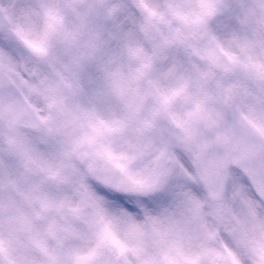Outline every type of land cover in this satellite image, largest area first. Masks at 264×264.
I'll use <instances>...</instances> for the list:
<instances>
[{
    "label": "rangeland",
    "instance_id": "rangeland-1",
    "mask_svg": "<svg viewBox=\"0 0 264 264\" xmlns=\"http://www.w3.org/2000/svg\"><path fill=\"white\" fill-rule=\"evenodd\" d=\"M159 4L157 0L154 3L155 7ZM29 32L31 35L23 33L26 44H35L37 37L34 31ZM49 39L48 33L39 38L41 42ZM13 40L9 28L0 33V41L15 44ZM253 40L256 39L252 32L249 38L252 47ZM245 56L250 64L261 63L256 50L252 49ZM185 79L188 81V76ZM200 104L195 101L179 103L185 109L187 119ZM149 152L148 140L142 135L124 165L135 164L139 157L146 158ZM182 156L185 160H178L177 168L167 179L161 176L158 187L153 191L137 197L135 203L127 199L139 217L136 222L139 233L137 244L131 242L134 238L127 231H123L131 246L125 243L122 247L133 253L131 259L130 252L125 251L123 264H264V202L237 170L232 172L226 199L220 203L212 202L194 174L192 157L188 154ZM126 167L124 170L132 178L133 171ZM148 225L145 231L144 227ZM217 244L221 245L215 249ZM36 248L31 245H0V264H24L25 254L35 253ZM204 248L213 250L210 252ZM99 256L106 262H112L109 253L98 254L97 258Z\"/></svg>",
    "mask_w": 264,
    "mask_h": 264
}]
</instances>
